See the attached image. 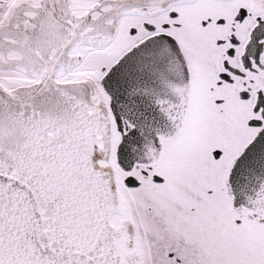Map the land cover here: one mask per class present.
<instances>
[{
	"label": "snow or ice",
	"instance_id": "obj_1",
	"mask_svg": "<svg viewBox=\"0 0 264 264\" xmlns=\"http://www.w3.org/2000/svg\"><path fill=\"white\" fill-rule=\"evenodd\" d=\"M0 264H264V0H0Z\"/></svg>",
	"mask_w": 264,
	"mask_h": 264
}]
</instances>
